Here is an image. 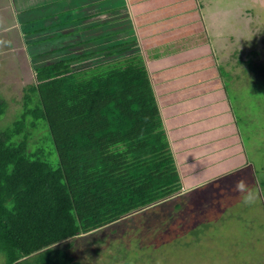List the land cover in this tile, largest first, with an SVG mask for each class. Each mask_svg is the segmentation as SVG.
<instances>
[{
    "label": "trees",
    "instance_id": "trees-1",
    "mask_svg": "<svg viewBox=\"0 0 264 264\" xmlns=\"http://www.w3.org/2000/svg\"><path fill=\"white\" fill-rule=\"evenodd\" d=\"M94 50L36 67L21 88L22 113L18 109L0 129V253L6 264H140L131 252L150 239L134 230L150 220L153 226L142 232L185 223L183 212L204 216L223 198L220 191L200 193L195 204L191 192L179 198L190 191L181 175L186 164L178 165L143 55L120 50L107 57L106 49ZM244 56L245 66L255 68L256 58ZM81 58L91 64L78 68ZM19 85L3 84L0 116ZM29 124L45 136L37 151L31 144L39 134ZM245 167L255 179L248 160ZM138 217L145 222L132 225Z\"/></svg>",
    "mask_w": 264,
    "mask_h": 264
},
{
    "label": "rangeland",
    "instance_id": "rangeland-1",
    "mask_svg": "<svg viewBox=\"0 0 264 264\" xmlns=\"http://www.w3.org/2000/svg\"><path fill=\"white\" fill-rule=\"evenodd\" d=\"M194 1L195 4L202 5V11H206L209 5L210 14L202 13V22L212 56L211 59L203 62L208 64L212 62L217 69L224 94L233 113L229 117L232 125L229 126L228 133L232 134L233 141L228 143V146L232 149L236 147V150L226 153L225 147L221 148V155H219L221 151H218L213 154L214 157L208 154L201 159H194L196 162L192 166L187 165L181 170V175L186 179L185 184H190L191 188L179 198L183 201L191 192L194 196L192 201L195 204V198L202 197L199 196L200 193L218 194L220 191L223 198L221 196L218 208H207L206 215L198 214L199 217L193 216L198 211L190 216H185L187 215L185 211L182 213L185 223L168 222L162 230L149 231L150 227L149 230L142 232L150 224L153 226V221L151 223L150 220L148 226L134 230V233H145L150 240L147 242L142 239L145 242L140 240L138 245H134L136 248L131 252V256L134 259L138 258L140 264H264V0ZM249 52L252 57L256 58L255 68L245 66L246 64L243 63L244 55ZM37 60L38 57L35 56L34 61L30 63L31 67L24 69V72L20 74L21 77H18L20 93L8 98L10 101L14 99V103H11L7 112L0 116V129L11 124L13 118L17 117L18 109L22 113L21 88L26 85L27 81L34 79L32 69L34 62L37 66H43ZM10 61V56L0 61V72L4 76V79H0L2 97H4L2 83L8 81L9 71L4 72V69L5 65L12 66ZM80 61L81 66L78 68H85V66L88 67L87 64H91L88 62L90 58H81ZM4 63L6 64L3 65ZM45 63L49 64V60ZM243 69L250 70V72L245 73ZM205 70H209V66L205 67L202 72ZM180 79L184 85L179 87V91L190 93L177 96V99L181 98L178 104L173 102L162 107L163 111L168 108L167 106L171 109L178 108L175 111L171 110L172 115H167L166 112L163 116L164 123L174 127L169 130V133L176 136V138L172 137V143L183 140L178 138L182 134L175 135L179 129H182V126L186 125L191 130L195 129L192 120L180 115L178 110L185 111L184 109L203 105L204 103L200 101L206 98L204 92H207L201 89L202 87L207 88L201 81L190 80L186 75ZM22 81L26 82L21 83ZM192 81L195 85L189 86L193 83ZM172 95L175 93H170L168 89L159 94L161 98H169ZM26 103L25 106L28 109L36 105V101H33V104ZM181 105L188 106L181 107ZM214 106H218V103ZM180 116L183 122L178 125ZM26 117L30 122V115ZM32 121L37 122L38 125L41 124V121L37 119ZM29 129L35 130H33L34 135L39 134L31 144L32 150L37 151L45 144V136L40 134V129L36 130L30 124ZM219 141L218 144L221 145L226 143ZM185 148L181 147V153L185 152ZM201 148L199 147L197 151ZM173 150L175 152L176 145L173 146ZM202 151H204L203 148ZM227 154L231 155L226 159ZM246 160L253 165L255 179L249 178L247 174L251 171L247 172L246 167L242 169ZM225 175L226 178L223 177ZM219 180H221L220 183L217 182ZM236 182L240 184L238 187L235 186ZM145 220V218L138 217L132 225L140 221L144 223ZM138 238L141 239V236ZM81 259L85 262V258ZM0 264H6L1 253Z\"/></svg>",
    "mask_w": 264,
    "mask_h": 264
},
{
    "label": "crops",
    "instance_id": "crops-1",
    "mask_svg": "<svg viewBox=\"0 0 264 264\" xmlns=\"http://www.w3.org/2000/svg\"><path fill=\"white\" fill-rule=\"evenodd\" d=\"M201 6L194 0H0V61L10 56L12 62L11 67L3 64L4 72L9 70V80L2 84L14 77L15 82L19 81V75L31 67L35 56L46 64L60 56L82 55L86 50L93 53L94 49H106L107 57L120 50L122 55L140 53L152 75L156 93L166 89L175 93L169 98L158 96L163 116L178 109L167 106L163 111L164 105L178 104L181 98L177 96L190 93L179 91L184 85L182 76L207 86L201 88L207 90L206 98L200 101L203 105L178 110L195 127L191 130L184 125L175 133L182 134L178 138L183 139L172 143V147L176 145L178 165L192 166L194 159L208 154L214 157L218 151L221 155L224 147L226 153L236 150L228 146L233 141L232 134H228L232 111L223 85L213 63L203 62L211 59L212 54L202 22V13L210 14V9L207 5L206 11H202ZM207 66L209 70L202 72ZM36 67L39 65L34 62L32 69ZM0 79H4L1 72ZM192 85L194 82L189 86ZM216 103L218 106H214ZM184 106L188 105H181ZM178 121V125L182 124L181 116ZM195 131L197 140L193 137ZM172 137L176 138L170 133L171 140ZM218 141L226 143L221 145ZM181 147H186L184 153ZM199 147L204 151L202 148L197 151ZM189 185L185 184V188H191Z\"/></svg>",
    "mask_w": 264,
    "mask_h": 264
}]
</instances>
